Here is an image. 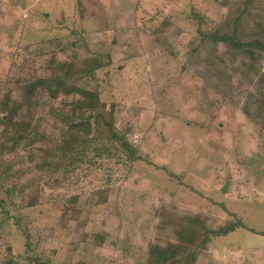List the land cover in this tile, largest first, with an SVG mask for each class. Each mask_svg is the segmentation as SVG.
I'll list each match as a JSON object with an SVG mask.
<instances>
[{
  "label": "rangeland",
  "instance_id": "374dc122",
  "mask_svg": "<svg viewBox=\"0 0 264 264\" xmlns=\"http://www.w3.org/2000/svg\"><path fill=\"white\" fill-rule=\"evenodd\" d=\"M228 2L0 0V264H142L169 238L156 241L164 209L214 224L236 215L250 228L214 239L195 264H264V131L188 64ZM93 53L111 60L96 72L100 113L114 104L115 129L141 159L107 143L71 173H41L25 142L7 151L28 125L35 146L56 137L48 106L16 113L19 86ZM103 130L100 119L96 139ZM35 185L38 201L24 207Z\"/></svg>",
  "mask_w": 264,
  "mask_h": 264
},
{
  "label": "trees",
  "instance_id": "16d2710c",
  "mask_svg": "<svg viewBox=\"0 0 264 264\" xmlns=\"http://www.w3.org/2000/svg\"><path fill=\"white\" fill-rule=\"evenodd\" d=\"M73 43L69 47H73ZM263 59L264 0H229L226 14L218 25L201 33L197 45L192 48L188 64L224 100L239 107L264 131ZM110 61L108 55L100 53L86 58L75 54L70 60L61 62L62 71L60 69L57 73L19 86L20 95L14 104L16 113L26 107L34 110L48 106L47 113L56 123V137L50 141V146H35L38 138L30 137L28 125L22 133H11L12 144L7 151L18 152L24 146L26 150L29 147L28 161L35 162L41 173L49 175L60 167L65 173L73 172L92 161L90 150H98L96 155H100L101 150L109 152L107 143L116 144L127 162L141 159L139 146L115 129L114 104H110L108 117L100 113L107 105L101 100L95 84L96 72L108 66ZM57 101L58 104L55 103ZM31 114L27 111L26 117ZM100 119L104 133L96 139ZM40 138L43 139V135ZM98 142L103 144V149H99L100 145L92 148ZM36 149L40 156L37 160L33 159L32 153ZM3 152L4 148H0V154ZM6 193L13 194L11 187ZM38 196L39 187L35 185L32 199L24 207L34 206ZM232 217L214 224V219L210 221L201 214L180 216L164 209L158 226L168 229L159 232L156 241L160 236L169 238L152 242L148 247L147 260L142 264H195L214 239L227 236L239 228L250 230L239 217ZM259 234L264 235V232ZM95 237L99 244L104 240L101 233Z\"/></svg>",
  "mask_w": 264,
  "mask_h": 264
},
{
  "label": "water",
  "instance_id": "95a60500",
  "mask_svg": "<svg viewBox=\"0 0 264 264\" xmlns=\"http://www.w3.org/2000/svg\"><path fill=\"white\" fill-rule=\"evenodd\" d=\"M225 189H226V187H225Z\"/></svg>",
  "mask_w": 264,
  "mask_h": 264
}]
</instances>
